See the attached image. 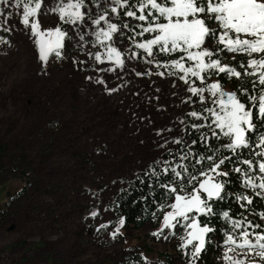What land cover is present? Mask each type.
<instances>
[{
    "label": "snow or ice",
    "instance_id": "1",
    "mask_svg": "<svg viewBox=\"0 0 264 264\" xmlns=\"http://www.w3.org/2000/svg\"><path fill=\"white\" fill-rule=\"evenodd\" d=\"M6 8L22 9L19 23L35 41L33 51L44 74L50 58L67 59L62 54L67 41L85 54L72 61L77 70L87 72L85 79L109 95L122 86L109 87L113 76L123 81L133 72L149 79L175 78L177 88L183 82L191 94L184 102L195 106L198 98L199 107L187 112L190 120L179 118V129L156 131L159 140L154 143L164 150L159 157L138 168L132 178L112 181L123 185L112 210L118 211L133 190L143 192L147 178L148 196L157 207L153 211L145 205L142 218L150 213L159 221L162 215V224L151 236L168 241L179 235L184 264H197L207 244L219 246L212 238L218 231L223 237L219 264H264V223L258 222L264 221V208L258 210L264 204V0H60L51 12L58 14L67 31L41 30L37 15L42 0H0V18L5 20L16 14L8 11L5 17ZM127 34L130 44L122 51ZM10 43L0 36V46ZM89 44L96 50H89ZM221 53L235 54L232 60L247 57L246 63L232 66L223 62ZM161 54L169 58L162 62ZM220 74L239 80V91H225L219 81L208 82ZM152 83L156 85V80ZM155 90L163 91L159 86ZM233 203L241 211L236 212ZM89 215L96 219L98 212ZM213 218L219 230L212 225ZM124 224L120 217L101 223L96 231L110 230L116 239ZM125 264L138 261L126 258Z\"/></svg>",
    "mask_w": 264,
    "mask_h": 264
},
{
    "label": "rangeland",
    "instance_id": "2",
    "mask_svg": "<svg viewBox=\"0 0 264 264\" xmlns=\"http://www.w3.org/2000/svg\"><path fill=\"white\" fill-rule=\"evenodd\" d=\"M59 2L42 0V31L68 30L51 12ZM8 11L16 14L0 18V36L11 41L0 46V264H125L131 255L140 256L138 264H184L179 235L168 241L151 236L162 215L137 231L122 226L116 239L96 229L118 220L108 202L123 185L112 181L131 178L160 156L156 131L180 128L179 118L193 107L184 102L191 95L186 86L133 72L123 81L113 76L109 87L122 86L109 95L77 70L72 61L85 54L67 41V59L50 58L44 74L35 41L19 23L22 9L6 8L5 17ZM128 46L125 41L121 50ZM23 173L25 182L18 177Z\"/></svg>",
    "mask_w": 264,
    "mask_h": 264
},
{
    "label": "trees",
    "instance_id": "3",
    "mask_svg": "<svg viewBox=\"0 0 264 264\" xmlns=\"http://www.w3.org/2000/svg\"><path fill=\"white\" fill-rule=\"evenodd\" d=\"M127 19V18H125ZM214 23V22H213ZM130 34H127L124 38V40L127 42V44H130V41H128L127 36ZM214 42H213V47H214ZM179 54H173L174 58H178ZM222 56L225 57L224 61L225 63H230L232 66H236L238 67L239 62L244 61L246 63V59L247 57L244 56H236L235 60H232V56L235 54H229V53H221ZM161 61L163 62L164 60L168 59L169 57L161 54L160 57ZM238 70H241L238 68ZM242 71V70H241ZM209 81H219L222 85V88H229L230 91H239V84L240 81L237 80L236 78H231L229 79L228 77H226L224 74H220L219 76H212L208 79ZM198 108L199 107V102L197 99V105H193V107L190 110H193V108ZM186 114H184L183 117L187 118V119H191L190 117H186ZM179 134V132H178ZM213 143H215V141H213ZM170 147H175L174 145H171ZM3 154V148L0 146V157ZM227 154V153H226ZM207 166V164H206ZM223 170H228L223 169ZM26 173L20 174L18 175V177L25 182V178L24 176H26ZM132 178V177H131ZM232 180V190L236 191L239 188V184L236 182V176L235 174L231 177ZM27 184L23 186V189L20 191V193L26 188ZM137 187H141L139 185V182L137 181ZM144 188L143 192L140 191H132V194L130 196H128L126 201H123L120 203L119 206V210L118 211H113L112 210V201L113 199H118L119 197L117 196V191L115 192V194L113 195V197L111 198V200L108 202V208L110 210V212L117 218L119 219L120 217H123L125 219V224L123 225L124 228H129V229H133V230H140L142 228H144L145 226H147L149 223H151L153 220L151 219V214L149 213L147 218H142L144 216V213L142 211V209L145 207V205H148L153 211L156 210V204H153L151 202V197L148 196V183H147V178L145 179V184L142 186ZM121 188V187H120ZM147 197L146 200H140L138 199L139 197ZM159 194L157 195V200H159ZM254 200H259L258 197L254 198ZM133 201H136L135 204H133ZM6 206L8 205V203H3ZM225 210H227L229 208V205L227 203L223 204L222 206ZM232 208H234L236 210V212L241 211L239 209V207L236 204H232ZM260 208H264V204L259 205L258 210ZM202 220L205 218H201ZM258 220V217H257ZM261 223H264V221H258ZM212 225L216 226L217 229L219 230V223L217 222V220L215 218H213L212 220ZM213 240L219 245V246H215L213 244H207L206 245V249L204 251H202L201 254V258L197 261V264H215L216 261H218L221 257V253H222V239L223 237L219 234V231L217 232L216 235H214ZM128 260H132V261H138V263L141 262V258L140 256L137 257L136 255H131L128 257Z\"/></svg>",
    "mask_w": 264,
    "mask_h": 264
},
{
    "label": "water",
    "instance_id": "4",
    "mask_svg": "<svg viewBox=\"0 0 264 264\" xmlns=\"http://www.w3.org/2000/svg\"><path fill=\"white\" fill-rule=\"evenodd\" d=\"M11 228H12V226L9 229H11Z\"/></svg>",
    "mask_w": 264,
    "mask_h": 264
}]
</instances>
